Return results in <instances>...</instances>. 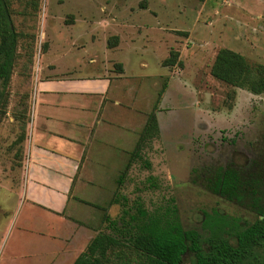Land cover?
I'll return each mask as SVG.
<instances>
[{
    "label": "rangeland",
    "instance_id": "1",
    "mask_svg": "<svg viewBox=\"0 0 264 264\" xmlns=\"http://www.w3.org/2000/svg\"><path fill=\"white\" fill-rule=\"evenodd\" d=\"M8 1L18 39L9 83L5 88L0 84V152L10 157L14 149L11 158L17 163L35 73L47 61H55L58 73L65 67V58L56 61V48L43 53L51 42L72 39L73 55L91 59L92 55H86L93 46L122 41V47L144 53L130 55L131 68L141 73L145 92L141 102H134L136 108L145 110L155 103L153 89L158 80L167 82V92L159 114L162 136L148 142L121 184L117 182L121 174L116 177L117 195L130 201L138 198L150 211L173 199L182 226L198 230L203 238V219L211 207L238 216L244 224L256 219L246 206L208 192L206 179L214 168L234 163L246 175L260 174L264 183V92L252 94L216 80L210 66L222 47L242 54L250 63L264 65V0ZM171 52L177 53L176 62L163 65ZM111 57L118 56L111 51ZM140 59L146 61L145 67L137 66ZM158 74H163L162 80ZM249 141L258 144H247ZM262 193L264 200V185ZM27 210L24 207L21 213ZM105 212L117 219L120 206L115 204L102 215ZM18 224L9 227L0 264H9L12 246L21 250L14 264H30L28 254L34 240L30 238L42 233L26 228L18 237ZM56 226L50 235L57 239L58 225L54 223L52 228ZM100 226L105 232L118 234L103 221ZM2 231L0 222V234ZM121 248L111 249L112 262L141 264L138 252L128 246ZM118 250L120 257L115 254ZM191 257L186 254L180 264H191Z\"/></svg>",
    "mask_w": 264,
    "mask_h": 264
},
{
    "label": "crops",
    "instance_id": "2",
    "mask_svg": "<svg viewBox=\"0 0 264 264\" xmlns=\"http://www.w3.org/2000/svg\"><path fill=\"white\" fill-rule=\"evenodd\" d=\"M72 43V39L51 42L43 52L56 48V61L65 58V67L58 73L55 61H47L32 77L17 163L11 158L14 149L10 157L0 152V250L4 252L11 224L19 222L18 237L26 228L39 231L41 237L30 238L34 239L30 264H72L96 235L102 212L115 206L109 201L116 193V177L155 104L144 111L134 104L145 92L141 73L131 68L130 55L143 52L123 48L122 41L112 46L100 43L87 52L93 57L86 59L73 55ZM111 51L118 57L112 59ZM146 65L137 61L139 68ZM157 77L162 80L163 74ZM158 81L155 102L164 84ZM166 92L167 83L156 109L160 136L159 114ZM24 207L28 212L22 214ZM54 223L57 239L50 235V229L57 228H52ZM20 257V248L12 246L9 264Z\"/></svg>",
    "mask_w": 264,
    "mask_h": 264
},
{
    "label": "trees",
    "instance_id": "3",
    "mask_svg": "<svg viewBox=\"0 0 264 264\" xmlns=\"http://www.w3.org/2000/svg\"><path fill=\"white\" fill-rule=\"evenodd\" d=\"M8 3V0H0V84L3 88L10 80L18 39ZM176 57L177 53L171 52L169 57L164 59L163 65H173ZM210 74L233 88L245 89L252 94L264 92V65L250 63L242 54L232 49L222 47L217 50L210 66ZM166 83L164 82L157 93L156 102L147 115L131 156L117 181L118 184L122 183L126 170L133 160L140 156L148 142L160 135L156 109ZM219 182L217 181L218 184ZM215 192L220 193L217 188ZM112 204H119V217L112 218L109 212H105L101 222H105L107 228H112L118 234L105 232L100 226L99 231L72 264H117L110 260V251L114 247L122 249L123 246L138 252L142 259L141 264H180L188 250L194 253L193 264H253L254 246L258 242L264 243V236L259 235L264 234V221L258 220L237 229L235 245L216 236L210 243L213 249L210 254L205 249V237L203 238L196 229H185L182 226L173 199L165 206L150 211L138 198L130 201L128 197L114 193L109 201V205ZM120 237L126 240H121ZM115 254L120 257L119 250Z\"/></svg>",
    "mask_w": 264,
    "mask_h": 264
},
{
    "label": "flooded vegetation",
    "instance_id": "4",
    "mask_svg": "<svg viewBox=\"0 0 264 264\" xmlns=\"http://www.w3.org/2000/svg\"><path fill=\"white\" fill-rule=\"evenodd\" d=\"M246 143L251 145L255 142L249 141ZM232 144H235V141ZM255 144H258V142ZM217 181H220L219 184ZM263 185L264 183L262 182V176L260 174L254 173L246 175L239 170L238 166L235 167L234 163L228 166L216 167L211 171L206 179L207 191L226 202H231L237 206H246L251 213L256 215V219L248 224H244L241 223L238 216L211 207L210 212H207L203 219L205 226L204 237L207 240L205 249L208 253L211 254L213 251L210 243L216 236L221 237L222 240H226L231 245H235L237 242L236 232L240 226L245 227L258 220L264 221ZM216 188L220 193L215 192ZM259 235L264 236V234ZM188 253L192 256L191 264H193L194 253L192 251H186L183 256ZM253 253V264H264V243H256Z\"/></svg>",
    "mask_w": 264,
    "mask_h": 264
}]
</instances>
